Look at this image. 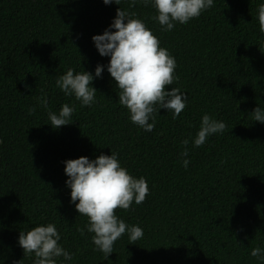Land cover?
Instances as JSON below:
<instances>
[{
  "label": "trees",
  "instance_id": "trees-1",
  "mask_svg": "<svg viewBox=\"0 0 264 264\" xmlns=\"http://www.w3.org/2000/svg\"><path fill=\"white\" fill-rule=\"evenodd\" d=\"M259 3L214 0L200 16L163 31L141 0H0V264H32L17 237L43 223L55 224L59 243L73 254L69 264H264L250 255L264 248V124L250 114L264 108ZM118 7L134 12L175 57L177 80L165 87L187 95L175 119L158 109L151 132L128 119L106 70L92 81L91 106L55 86L68 68L92 73L107 63L91 36ZM41 92L49 110L73 106L72 122L47 124ZM204 113L225 130L200 147L190 142L184 168L180 141L195 135ZM110 151L130 174L145 178L149 192L141 204L115 209L143 237L128 244L122 235L105 260L92 234L78 231L87 217L70 203L62 161Z\"/></svg>",
  "mask_w": 264,
  "mask_h": 264
},
{
  "label": "clouds",
  "instance_id": "clouds-1",
  "mask_svg": "<svg viewBox=\"0 0 264 264\" xmlns=\"http://www.w3.org/2000/svg\"><path fill=\"white\" fill-rule=\"evenodd\" d=\"M120 4V0H102ZM155 10L153 19L163 31H171L176 23L186 24L190 19L213 6L214 0H141ZM259 30L264 34V0L257 6ZM111 29V30H110ZM91 40L98 54L107 56L106 64H97L92 73L74 71L68 68L55 79V86L65 95L79 101L80 106H91L95 102L97 90L92 86L95 78H100L106 70L118 91V102L127 109L128 119L151 132L155 126L158 109L171 112L175 119L185 108L187 95L173 85L176 60L166 48L160 46L158 38L134 12L116 9L110 24L100 33L93 34ZM46 110L47 120L53 129L72 122L74 107L68 103L60 105L58 110L48 109L45 93L37 98ZM31 111V110H30ZM252 120L264 124V108L256 106L250 112ZM222 120L214 119L204 113L195 135L180 141L183 146L179 155L184 168L188 167V145L202 146L206 140L225 130ZM63 172L66 175L65 186L70 190V203L74 204L78 214L87 217L83 234L87 231L95 250L103 253L107 260L113 252V244L122 235L127 234L128 244L143 237V229L136 224H128L115 214V209L127 210L135 203L141 204L149 192L143 176L136 177L121 165L117 153H101L93 159L78 156L65 159ZM60 233L54 223L36 224L19 232L18 245L23 255L33 257L32 264H69L73 254L59 241ZM250 255L264 259V248L251 249Z\"/></svg>",
  "mask_w": 264,
  "mask_h": 264
}]
</instances>
